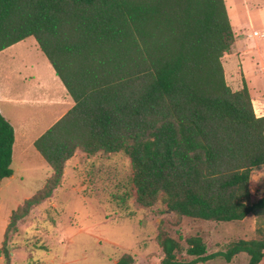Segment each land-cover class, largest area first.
<instances>
[{
    "label": "trees",
    "instance_id": "obj_1",
    "mask_svg": "<svg viewBox=\"0 0 264 264\" xmlns=\"http://www.w3.org/2000/svg\"><path fill=\"white\" fill-rule=\"evenodd\" d=\"M227 8L226 0H0V52L35 37L75 101L35 141L53 175L10 226L52 197L79 150L130 158L135 192L124 202L161 204L179 218L264 219V188L252 194L253 170L264 167V118L245 80L239 90L227 82L223 57L236 40ZM14 144L0 111V182L14 175ZM259 232L215 253L190 237L196 258L184 261L180 240L161 226V264L232 261L243 252L249 264H264ZM116 264L137 263L127 252Z\"/></svg>",
    "mask_w": 264,
    "mask_h": 264
},
{
    "label": "rangeland",
    "instance_id": "obj_2",
    "mask_svg": "<svg viewBox=\"0 0 264 264\" xmlns=\"http://www.w3.org/2000/svg\"><path fill=\"white\" fill-rule=\"evenodd\" d=\"M226 6L236 38L223 57L227 82L239 90L245 80L258 103L264 100V0H226ZM43 57L47 59L42 50L32 47L17 59L29 63ZM0 59L6 60L5 54H0ZM27 72L28 79L16 84L19 92L33 91L30 76L36 71ZM46 88L45 93L60 95L53 85ZM43 110L49 109L14 102L10 112L6 109L3 114L17 125L18 119L33 120ZM52 119L51 114L41 128L49 126ZM12 168L14 175L0 183V264H116L127 252L135 256L137 264H161L164 252L157 240L161 226L180 240L178 258L184 261L196 258L188 253L187 239L193 236L203 239L208 253L227 251L239 240L263 236L259 228L264 231V219L253 214L241 221L217 222L179 218L161 204L146 208L133 197L124 202L125 193L135 192L130 158L123 153L89 156L81 150L68 162L52 197L31 209L15 226H10V219L4 233L6 215L23 206L53 175L50 164L35 147L28 157L17 155ZM252 179L253 197H259L264 188V167L254 169ZM249 261L243 252L232 261L216 257L196 264Z\"/></svg>",
    "mask_w": 264,
    "mask_h": 264
},
{
    "label": "crops",
    "instance_id": "obj_3",
    "mask_svg": "<svg viewBox=\"0 0 264 264\" xmlns=\"http://www.w3.org/2000/svg\"><path fill=\"white\" fill-rule=\"evenodd\" d=\"M30 38L28 37L0 52V54H5L6 57V60L0 59V111L2 114L6 109L7 112H10L9 106L12 107V103L14 102H25L30 106H39L49 110H43L33 120L18 119L17 125L3 114L15 129L13 162L17 155L22 158L28 157L33 147H35V141L75 105L74 99L69 94L66 86L57 75L56 70L48 58L43 57L44 59L42 60L29 63L17 59L20 53H27L29 48L34 47L41 50L37 40L34 39L35 37L32 41L30 40L28 42ZM30 69L33 73L36 71L34 75L30 76V78H33V82H31L33 91H17V82L26 81L28 79L26 77L27 71ZM51 85L60 92V95H49L48 92L45 93L46 87L50 88ZM250 92L253 94L251 87ZM50 113L53 119L49 126L42 129L41 126L51 116ZM13 212L14 210L9 212L4 218V233H6Z\"/></svg>",
    "mask_w": 264,
    "mask_h": 264
},
{
    "label": "built area",
    "instance_id": "obj_4",
    "mask_svg": "<svg viewBox=\"0 0 264 264\" xmlns=\"http://www.w3.org/2000/svg\"><path fill=\"white\" fill-rule=\"evenodd\" d=\"M252 101L256 116L258 118H264V101H258V103L254 99Z\"/></svg>",
    "mask_w": 264,
    "mask_h": 264
},
{
    "label": "bare ground",
    "instance_id": "obj_5",
    "mask_svg": "<svg viewBox=\"0 0 264 264\" xmlns=\"http://www.w3.org/2000/svg\"><path fill=\"white\" fill-rule=\"evenodd\" d=\"M264 31V30H263ZM258 33V32H257Z\"/></svg>",
    "mask_w": 264,
    "mask_h": 264
}]
</instances>
